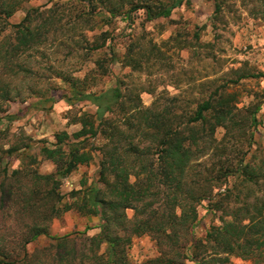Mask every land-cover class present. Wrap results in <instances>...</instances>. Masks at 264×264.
I'll return each instance as SVG.
<instances>
[{"label":"rangeland","instance_id":"1","mask_svg":"<svg viewBox=\"0 0 264 264\" xmlns=\"http://www.w3.org/2000/svg\"><path fill=\"white\" fill-rule=\"evenodd\" d=\"M12 1L0 0V56H6L0 59V87L9 91L8 100L1 102L0 157L9 171H23L21 181L6 179L3 191L0 185V253L5 261L21 264L24 251L32 253L49 245L45 235L24 244L37 220L39 225H48L54 235L77 232L72 235L77 248H86L84 237L101 230L99 216L80 207L84 194L93 186L109 198L99 173V148H104L108 139H89L87 143L96 148L93 160L62 178L59 191L65 196L59 206L63 209L66 202L72 203L69 211L46 220L43 201L31 205L24 190L30 179L23 176L25 168L40 174L56 172L57 165L40 154V148L56 141L61 131L72 134L80 129L72 120L82 113L96 112L90 101L72 98L68 102L73 85L97 93L120 87L121 106L107 114L128 136L120 145L129 143L149 152L141 164L137 154L129 152L127 162L133 172L150 160L161 162L159 138L154 128L147 127L157 114H165L171 127H193L199 134L205 129L206 136L199 142L201 150H194L185 167L179 193L185 204L196 196L205 198L197 204L198 220L187 224L176 245L178 251L182 246V252L192 239L204 240L198 249H187L194 258L186 259V264H204V259L217 255L213 253L216 244L206 238L209 231L223 225L222 217L227 218L224 211L264 201V0H183L169 16L152 19L147 18L146 5L156 11L178 0H19V9L7 21L19 23L33 8L31 25L40 28V37L29 52L6 55L15 34L10 27L1 30L5 23L2 9ZM135 5L139 8L132 12V19L123 18ZM110 8L116 13H110ZM99 44L103 45L95 49ZM49 97L55 101H46ZM209 98L214 103L226 99L231 108L226 128L218 127L215 132L210 130L215 123L212 111L206 113L205 122H188L199 104ZM39 99L43 103L28 106ZM135 106L142 109L140 113ZM126 118L128 123L123 125ZM139 123L144 131L136 130ZM18 147L20 150L8 153ZM22 151L36 155L37 162L30 165L28 159L22 161ZM241 164H248L246 173L235 171ZM130 181H135L133 175ZM173 188L155 186L142 198L143 207L153 202L157 211L169 213V204L163 207L167 204L162 202L168 203L175 196ZM228 188L231 191L227 192ZM44 190L45 186L39 197L44 196ZM126 215L133 219L135 211L127 209ZM105 247L102 244L99 253ZM260 253L247 258L233 255L225 264H262L264 250ZM159 254L152 233L133 236L129 247L132 262L141 263Z\"/></svg>","mask_w":264,"mask_h":264},{"label":"trees","instance_id":"2","mask_svg":"<svg viewBox=\"0 0 264 264\" xmlns=\"http://www.w3.org/2000/svg\"><path fill=\"white\" fill-rule=\"evenodd\" d=\"M19 2V0H13L8 7L2 9L5 14V23L1 30L10 27L13 28L15 34L14 39L10 41L11 50L7 51L6 55L8 53L15 55L18 52L19 54L29 52L37 44L40 37V28L31 25V13L35 11L33 8L27 10L25 17L19 23L7 21L19 9ZM182 3L183 0H178L176 3L156 11L151 5H146L147 18L167 17L175 7ZM138 8L137 5L131 7L123 18L132 19V12ZM109 10L110 13H116L114 8ZM99 14L104 15V11H100ZM102 45H96L94 48L98 49ZM5 57L0 56V59ZM112 61H115V58H112ZM72 91V97H66L68 102H72V98L74 101H90L96 107V112L94 114L82 113L72 120L74 124L79 123L81 125L80 129L72 134L68 131H61L56 134V141L40 148V154L55 162L57 165L56 172L40 174L33 169L25 168L23 176L28 175L30 179L27 180L28 184L25 185L24 190L30 196L29 203L31 205H35L37 200L43 201L45 205L43 217L46 220L51 221L60 216L62 212L69 211L73 207L72 203L66 202L63 209L59 206L65 196L59 191L62 178L70 175L80 165H87L93 160V150L96 148L93 147V143H87L89 139L99 137L108 139L105 147L99 148L101 152L99 173L100 180L108 187L109 198L102 197L101 189L93 186L84 194V203L80 207L88 214L95 213L99 216L101 230L96 235L84 237L85 242L88 243L86 248H77L75 237L72 236L77 232L54 235L48 225H39L41 221L37 220L31 225L24 244L38 239L40 235H45L50 241L49 245L34 250L32 253L24 251L19 262L21 264H186V259L194 258L187 253V249L190 247L198 249L199 244L203 243L204 240L192 239L191 244L183 246V250L180 252L182 246L180 245L181 248L178 251L176 244L179 242H177V238L180 239L184 235L188 223H195L198 220L197 204L205 197L203 195L196 196L191 203L185 204L180 199L179 193H182L180 190L183 188L184 179L182 176L185 167L195 154L193 153L194 150L197 152L201 150L199 149V142L206 136L205 129L199 134L197 129L193 127L181 128L180 125L171 127L172 123L165 114H157L147 123V127L154 128L156 137L159 138L161 148L158 152V161L161 160V162L157 164L150 160L141 165L139 170L133 172L127 162L129 152L137 154L136 160L139 164L145 162L149 152L146 149L129 145V143H121L120 145V141L122 139L127 141L128 136L124 135L125 131L120 127L122 125L115 124L113 118L107 115L121 106L123 93L120 87H111L97 93L73 85ZM8 96L9 91L0 87V111L2 110V100H8ZM27 98L24 97V100ZM46 101H55V98L49 97ZM39 103H43V100L39 99L28 106H35ZM134 109L138 110L139 113L142 110L139 106H135ZM209 111L214 112L215 118V123L210 129L211 132H215L218 127L226 128L227 123L225 121L231 118V108L226 99H218L214 103L209 98L200 103L194 116L188 120L189 124L205 122L206 113ZM128 120L129 118L124 119L123 125L127 124ZM136 130L144 131L145 129L142 128L141 124V126L136 127ZM17 150L20 148L9 149L8 153ZM25 159H28L30 165L38 160L37 156L29 153V151H22L21 160ZM22 171L21 168L9 171L8 166H3V157H0L2 191L6 179L21 181L19 175ZM235 171L246 173L248 164L238 165ZM141 173L145 174L142 178L140 177ZM130 175L135 177L134 182L130 181ZM176 180V185L173 188V182ZM161 184L162 186H171L175 192V196L168 203L162 202V204H167L163 207H168L169 204V208H171L167 214L157 211L153 202L146 203L143 207L142 204L145 203L141 201L145 195L153 191L155 186ZM43 186H45L44 196L39 197L43 191ZM226 190L227 192L231 191L230 188ZM175 207L180 208V211L176 212ZM127 209L135 211L133 219L126 215ZM147 212L148 214H145ZM224 213L227 218L222 217L223 225L217 227L213 232L209 231L206 238L207 242L216 244L217 249L213 253L217 255L204 259V264L230 263V258L233 255L247 258L262 254L260 252L264 250H261V247L264 246V201L261 204L255 202L251 205L244 204L238 208L231 207L226 209ZM179 230L182 231L181 235H179ZM145 233H152L155 236L160 254L141 263H134L129 258L132 238ZM102 244H106V247L102 253H99ZM50 254L51 256L47 257ZM221 254L223 256H220ZM3 256L5 257L0 253V264H14L15 261L7 262ZM196 261L201 263L197 258Z\"/></svg>","mask_w":264,"mask_h":264}]
</instances>
